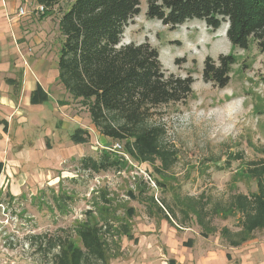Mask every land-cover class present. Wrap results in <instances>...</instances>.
<instances>
[{
    "label": "rangeland",
    "instance_id": "374dc122",
    "mask_svg": "<svg viewBox=\"0 0 264 264\" xmlns=\"http://www.w3.org/2000/svg\"><path fill=\"white\" fill-rule=\"evenodd\" d=\"M34 5L30 0L27 15L39 23L36 34L46 36L43 49L51 64L62 42L58 20L66 2L42 19ZM145 12L141 0L140 14L126 26L120 45L147 42L158 50L167 74L193 79L186 105L161 107L152 118L164 126L163 143L176 152L175 164L158 174L149 164L126 158L120 172L81 170L82 158H97L116 142L101 136L86 109L56 84L57 105H44L49 112L44 128L30 136L41 138L42 149H32L14 172L12 158L0 156V264H52V255L34 247L31 237L61 235L83 222L102 226L103 232L105 222L110 225L104 234L106 264H264V229L237 248L222 235L224 228L238 230V216L225 210L230 198L255 191L244 169L264 158V53L254 41L247 50L232 47L225 24L213 32L193 20L171 31ZM227 55L233 59L228 85L220 89L204 82L205 58ZM73 135L81 142H73ZM62 193L69 199L59 210L52 196ZM151 199L164 200L175 218L164 219ZM200 213L207 214L204 228ZM72 241L81 247L78 239Z\"/></svg>",
    "mask_w": 264,
    "mask_h": 264
},
{
    "label": "trees",
    "instance_id": "16d2710c",
    "mask_svg": "<svg viewBox=\"0 0 264 264\" xmlns=\"http://www.w3.org/2000/svg\"><path fill=\"white\" fill-rule=\"evenodd\" d=\"M31 1L45 7L40 18L52 14L61 1L66 2L58 20L62 42L57 81L72 100L86 109L101 136L123 143L124 154L102 150L97 158H82L80 169L94 174L120 172L126 167L127 157L149 164L158 174L169 171L176 162V152L165 146V128L152 123V118L161 107L186 105L192 95L193 79L167 74L158 50L147 42L120 45L126 26L140 14L141 0ZM145 16L171 31L193 20L203 22L213 32L225 24V35L232 47L247 50L254 41L264 53V0H146ZM232 64L228 55L216 60L206 57L203 81L223 89L230 81ZM47 100L40 87L30 97L31 104ZM74 135L71 140L80 143ZM261 153L264 155V150ZM244 172L255 183V191L230 198L225 210L238 216V230L222 229L227 244L234 248L264 229V158L249 162ZM65 199L69 197L63 193L52 196L59 210ZM149 203L167 221L175 218L164 200L159 204L151 199ZM206 215L200 213L197 218L203 228ZM102 229L83 222L63 230L61 235H35L31 239L36 241L34 247L52 255V264H106L104 234L111 227L105 222L104 232ZM120 230L128 234L125 225ZM73 238L81 247L75 246Z\"/></svg>",
    "mask_w": 264,
    "mask_h": 264
},
{
    "label": "crops",
    "instance_id": "0c3cea01",
    "mask_svg": "<svg viewBox=\"0 0 264 264\" xmlns=\"http://www.w3.org/2000/svg\"><path fill=\"white\" fill-rule=\"evenodd\" d=\"M20 3V0H0V156L12 158L9 165H17L11 168L13 172L19 169L20 162L25 163L24 157H30L32 149H42L38 128H44L45 115L49 114L44 105H57L60 87L56 86L58 55L49 64L50 55L43 49L46 36L44 32L36 34L39 23L29 18V13L18 16ZM37 87L47 94V102L31 104V94ZM35 132L37 138L30 139ZM45 148L50 150L46 145Z\"/></svg>",
    "mask_w": 264,
    "mask_h": 264
},
{
    "label": "built area",
    "instance_id": "2783aa9c",
    "mask_svg": "<svg viewBox=\"0 0 264 264\" xmlns=\"http://www.w3.org/2000/svg\"><path fill=\"white\" fill-rule=\"evenodd\" d=\"M20 6L17 10V14L18 16L20 17H24L28 14V5L30 4V0H20ZM33 12L36 14V15H42L44 12H45V7L42 6V5H37L35 4L34 5V8H33ZM111 149L112 151L114 152H118L122 149L121 146L119 145V143H115L112 148H109ZM127 158V157H125Z\"/></svg>",
    "mask_w": 264,
    "mask_h": 264
}]
</instances>
